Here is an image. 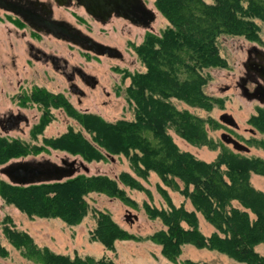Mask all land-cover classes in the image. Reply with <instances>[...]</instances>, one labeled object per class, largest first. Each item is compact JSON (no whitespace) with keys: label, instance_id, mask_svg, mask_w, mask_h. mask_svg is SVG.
Listing matches in <instances>:
<instances>
[{"label":"trees","instance_id":"1","mask_svg":"<svg viewBox=\"0 0 264 264\" xmlns=\"http://www.w3.org/2000/svg\"><path fill=\"white\" fill-rule=\"evenodd\" d=\"M155 6L168 25L159 35H146L136 47L146 70L132 76V85L127 89L135 103L134 118L110 122L93 113H76L66 98L54 104V96L48 93L46 103L53 104H44L45 110L31 130L34 133L43 129L49 120V106H64L89 132L90 139L70 128L60 136L44 138L45 145L86 161L122 153L136 175L145 177L153 171L165 185L187 198L192 210L182 204L174 206L165 192L167 208L146 207L148 214L159 217L165 226L149 238L161 245V253L169 261L175 262L181 246L190 244L245 264H264V256L255 249L258 244L264 245V191L249 182L251 173L264 177V159L224 148L213 161L206 162L180 150L166 131L168 128L190 143L212 146L204 123L214 122L164 101L175 97L192 107H211L213 98L203 90L209 75L203 70L227 65L219 53L218 37L256 38L259 26L255 19L264 22V0H155ZM249 121L264 134V110ZM259 145L264 148V140ZM29 150L33 149L28 142L0 135V164L24 156ZM119 179L135 183L125 172L119 174ZM89 192L123 197L116 181L100 174H77L61 181L28 185L0 178V196L6 202L28 215L57 217L68 224L79 222L87 213L85 197ZM197 212L213 226L209 235L199 230ZM97 215L92 239L106 248H112L116 239L131 236L106 213ZM10 233L17 238V244L28 246L26 252L43 264H114L103 257L55 253L37 247L22 232ZM186 264L197 263L186 260Z\"/></svg>","mask_w":264,"mask_h":264},{"label":"rangeland","instance_id":"2","mask_svg":"<svg viewBox=\"0 0 264 264\" xmlns=\"http://www.w3.org/2000/svg\"><path fill=\"white\" fill-rule=\"evenodd\" d=\"M144 1L155 14L149 28L133 26L114 17L105 24L97 23L88 16L82 7L78 8L80 29L84 32L85 30L89 31L88 34L95 40L116 47L122 53V58L90 56L82 52L81 49L77 51L76 48L72 49V58L69 59L82 66L85 71L94 74L98 80L96 86L91 89L80 85L84 95L79 96V102H77V95L70 94L66 90L64 80L58 87L48 85L53 89H62L74 112L93 113L110 122L134 118L135 103L128 97L127 89L132 85V76L146 70L144 63L137 55L136 47L146 35H159L162 29L168 25V20L156 8L155 0ZM255 22L258 24L259 30L254 39H247L241 35L218 37L219 53L227 65L203 70L209 75L203 90L213 98L209 109L192 107L175 97L164 99L165 102L172 104L178 110L186 109L200 118H209L214 122L204 123L207 138L212 141V146L190 143L171 128L166 130L180 150L189 152L203 161H213L224 148L235 152L230 145L220 139L222 132L230 134L248 146L247 152H240L244 156L264 159V148L259 145V142L264 140V134L254 128L249 121L252 115H255L259 110H264V104H260L255 99L246 98L241 94L239 88V78L245 72L244 64L249 50L256 48L264 52V22L259 19H255ZM2 102L3 104H0L2 107L10 105L6 99ZM11 106L15 108V104ZM48 111L49 120L39 132L33 133L31 130L33 125L38 122L39 115L33 104H27L23 110L29 118L28 124L22 122L18 128L9 132L0 131V135L28 142L33 149L29 150L26 155L11 158L5 163L19 159H48L60 163L62 157L76 158L77 161H82L88 167V172L79 167L75 175H105L116 181L118 187L123 191V197L110 196L102 192H89L85 197L88 204L87 213L79 222L68 224L57 217L28 215L0 196V264H43L26 252L28 246L16 243L17 238L10 233L14 231L24 233L37 247H46L55 253L69 257L75 255L103 257L111 259L114 264H186V260L197 264H245L215 250L197 248L190 244L181 246L175 262L166 259L161 253V245L149 238L151 234L164 229L165 226L159 217H151L146 207L167 208V200L163 192L170 198L174 206L182 204L187 210H192L193 207L189 200L177 190L165 185L153 171H149L145 177L136 175L127 157L122 153L110 154L102 160L86 161L66 150L45 145L44 138L60 136L70 128L73 131H80L84 137L90 139L89 132L80 125L73 114H69L65 110L64 106H49ZM223 112L234 118L238 125L237 128L219 121L218 117ZM122 172L133 178L135 183L133 182L131 185L119 179V174ZM0 178L7 181L1 174ZM249 182L254 188L264 191L263 176L251 173ZM99 212L106 213L116 225L132 237L114 240L112 248H106L98 240L92 239L91 233L96 227V217ZM126 214L129 215L131 221L129 218L126 220ZM196 216L199 230L204 235H209L214 230L213 226L200 213L197 212ZM255 249L264 256L263 244L256 245Z\"/></svg>","mask_w":264,"mask_h":264},{"label":"flooded vegetation","instance_id":"3","mask_svg":"<svg viewBox=\"0 0 264 264\" xmlns=\"http://www.w3.org/2000/svg\"><path fill=\"white\" fill-rule=\"evenodd\" d=\"M116 4L123 15L112 12L103 22L88 16L97 23L105 24L114 17L141 28H149L154 20L149 22L153 10L144 0H118ZM80 7L77 0H0V104L4 99L10 104L0 106L1 132L16 129L22 122L29 123L23 112L27 104L35 106L39 121L44 104H53L52 101L56 104L65 97L62 89L49 85L58 87L64 80L66 90L77 95V102L84 95L81 86L91 89L96 86L95 75L69 59L73 48L90 56L122 58V53L111 45L119 51V56L80 48L79 36L94 39L89 31L80 29ZM244 69L239 78L241 94L245 97L249 94L253 96L251 99L264 104V52L251 48ZM48 93L54 97L46 103Z\"/></svg>","mask_w":264,"mask_h":264},{"label":"water","instance_id":"4","mask_svg":"<svg viewBox=\"0 0 264 264\" xmlns=\"http://www.w3.org/2000/svg\"><path fill=\"white\" fill-rule=\"evenodd\" d=\"M78 4L84 9V11L94 17L96 20L104 21L112 12L117 15H123L120 8L117 7L116 2L118 0H77ZM149 22L154 19V11H151ZM80 34H82L79 31ZM79 36V46L84 50H91L96 54L107 53L108 56H119V51L109 45L100 43L88 35ZM264 95V91L262 92ZM253 96L246 94V98L251 99ZM219 121L237 128L238 125L234 118L223 112L218 117ZM220 139L231 146V148L238 152H247L248 146L239 142L233 138L230 134L222 132ZM81 167L85 172H88V167L82 162L77 161L76 158L68 159L67 157L60 158V163L50 161L48 159L43 160H13L0 166V174L3 175L6 180L12 184L28 185L42 182L61 181L66 178L74 176L78 172V168ZM126 220L129 215L126 214ZM134 218H136L134 216ZM130 219V218H129ZM131 221V219H130Z\"/></svg>","mask_w":264,"mask_h":264}]
</instances>
